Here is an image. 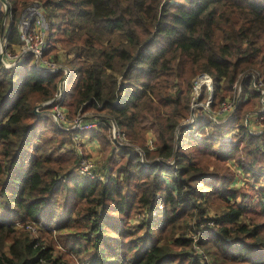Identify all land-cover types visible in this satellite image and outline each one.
Segmentation results:
<instances>
[{"label":"trees","instance_id":"trees-1","mask_svg":"<svg viewBox=\"0 0 264 264\" xmlns=\"http://www.w3.org/2000/svg\"><path fill=\"white\" fill-rule=\"evenodd\" d=\"M7 3L0 41L12 51L23 14L40 7L46 55L55 51L51 58L70 71L63 105L73 115L93 111L83 122L104 123L80 133L109 151L112 120L132 145L120 146L122 160L106 181L76 174L75 132L43 114L56 102L35 112L55 97L64 72L44 75L31 54L10 69L0 60V264H208L203 251L210 264H264V135L242 125L258 101L250 78L247 99L227 122L201 124L199 137L183 126L197 75L213 78L214 107L240 74L264 80V0ZM206 128L218 136H205ZM231 161L263 181L255 200L236 186ZM17 221L33 224L35 234Z\"/></svg>","mask_w":264,"mask_h":264},{"label":"built area","instance_id":"built-area-1","mask_svg":"<svg viewBox=\"0 0 264 264\" xmlns=\"http://www.w3.org/2000/svg\"><path fill=\"white\" fill-rule=\"evenodd\" d=\"M0 4L5 11H9V4L6 2ZM47 24L42 16L41 9L38 4L33 5L28 8L22 16L20 23V40L21 44L17 51L8 50L6 42L3 40L0 42V60L5 68H14L22 60V57L27 54H31L34 57V68L44 75L64 72V79L59 84V88L55 94V97L51 100L46 101L45 106L56 102L54 104L52 111L54 114L53 121L63 130L68 126L67 116L65 115L63 108V100L65 96V83L70 77V71L66 66L60 65V62L55 61L51 57L46 55V50L49 42L46 37ZM25 30V31H24ZM251 80L252 88L258 93V101L256 102V107L254 110L248 112L242 122L249 133L255 136L264 135V80L255 71H248L239 75V79L231 86V92L228 96L218 101L217 106L214 107L215 97H214V80L207 73H201L196 76L193 82V87L191 91V113L189 118L183 123V126H192V131H195L201 123L210 124L212 126L220 125L222 122L225 123L231 117L242 101L247 99L244 94L243 84L249 79ZM99 125V120L92 122H81L79 118H76L73 129L80 136L81 131H92ZM234 127V126H233ZM237 130V125L236 128ZM235 130V132H236ZM235 132H230L232 135ZM190 134V133H189ZM112 138L114 141L121 140L126 141L125 134L119 129V127L113 126ZM112 140V141H113ZM262 146H264V137L262 140ZM127 145H129L127 143ZM150 147L153 148L152 143ZM143 158V155H141ZM141 158V159H142ZM141 162L147 166L145 160L142 159ZM75 173L87 177L90 179L101 178L105 180L103 176H99L97 170H95V163L81 156V161L75 170ZM163 204L160 205L159 210H162ZM158 212V211H157ZM154 215L157 213H153ZM17 228L25 227L32 234H35V226L31 223L23 224L20 221L15 222ZM200 256L208 264L209 258L204 252H200Z\"/></svg>","mask_w":264,"mask_h":264},{"label":"rangeland","instance_id":"rangeland-1","mask_svg":"<svg viewBox=\"0 0 264 264\" xmlns=\"http://www.w3.org/2000/svg\"><path fill=\"white\" fill-rule=\"evenodd\" d=\"M59 54H60V57L65 61L66 59V54H64V50L62 48L59 49ZM55 54V51L54 52H51V54H49L50 56L49 57H53V55ZM72 57V56H71ZM60 65H63L62 63H60ZM64 66V65H63ZM67 68V67H66ZM196 77H194L192 79V83L194 82V79ZM229 95V94H228ZM227 95V96H228ZM190 101L192 99L191 97V92L190 94L188 95ZM46 102H43V104H45ZM256 104H254L253 108L250 110H254L255 107H256ZM39 105V104H38ZM37 105V106H38ZM37 108V111L39 112L40 109L38 107ZM62 110L64 111L65 115L67 116V122H68V126L65 127V129H67L68 131L72 130L73 129V125H74V122L76 120V118H79L81 122H83L84 118L86 116H92L94 113H92L93 111H89L87 113H82V114H77V115H73L70 113V110L65 107L63 105V108ZM248 111V112H250ZM247 112V113H248ZM246 113V114H247ZM44 115H46L47 118L51 119V121H53V118H54V114H53V111L52 109H50L48 112H44L43 113ZM103 116V115H100V117ZM99 117V119H100ZM187 119H185L183 121V123H185ZM54 122V121H53ZM104 124L102 121L99 120V125L98 127H96L94 130H97L101 127H103ZM203 124V123H201ZM204 126H206L207 124H203ZM210 125V124H209ZM113 126H116V123L113 122L112 120L110 121V124L107 125L108 127V136L111 138V141L113 140L112 138V130H113ZM202 125H199L197 128H195V131L193 132V134L195 136H201L202 135V131L200 129ZM212 127V125H210ZM59 127V126H58ZM236 128V125L232 128H230L229 130H225L224 133H223V137H226L227 135L225 134L226 132L227 133H230V132H235V129ZM191 130V129H190ZM189 130V132H191ZM75 132L74 134V137H73V143H72V146H71V149L75 152V156L78 160V165L80 164V161H81V156H84L90 160H92L94 163H95V170H104V171H110V169L112 168V165L113 163H120V161L122 160V158L118 157V154H119V148L120 146H131L132 145V142L127 138L126 136V141H121V140H116V141H112V146H111V149L109 151H105L103 145H101V141L98 140V138L96 137H93L91 133L89 134H85L86 138H88L87 140L89 142H85L82 137H81V134L80 136L77 138V134H79L78 132H76L75 130H72ZM189 134V133H188ZM204 134H206L205 136H209L211 138H216L218 135L217 134H212L211 131H210V128H206V132H204ZM145 140H146V144L150 147V144L152 143V146L154 148V139H155V135L154 133L151 131V130H146L145 131ZM190 135V134H189ZM229 137L231 136L230 134H228ZM47 136H52L50 135V132H48V135ZM38 139V140H37ZM36 140H34V142H38L40 139L37 138ZM218 139V138H217ZM95 142V144L93 142ZM221 141V140H220ZM127 143L129 145H127ZM151 148V147H150ZM151 148V149H153ZM136 149V148H135ZM139 150V148H137ZM114 150H116L118 153H114ZM140 154L143 155L142 151L139 150ZM100 153V154H98ZM142 158V156H141ZM142 160V159H141ZM230 166L233 168V170L236 172V175H237V182H236V186L240 189V190H243L245 192H248L252 195V200L256 199V196H257V192L258 190L260 189V186H263V181H261L259 184H257L255 182V179L252 177V176H248L246 172H244L242 169H240L238 166L235 165V163L233 161L230 162ZM112 170V169H111ZM168 178V176H167ZM105 181H106V178H104ZM248 198H251L250 196L247 195ZM238 201H242V198L241 197H238L237 199ZM247 200V198H246ZM214 212V211H213ZM138 216H134V218H137ZM133 218V219H134ZM56 234H53V237L55 238ZM204 252V251H203ZM205 253V252H204ZM206 254V253H205ZM207 255V254H206ZM208 256V255H207Z\"/></svg>","mask_w":264,"mask_h":264},{"label":"crops","instance_id":"crops-1","mask_svg":"<svg viewBox=\"0 0 264 264\" xmlns=\"http://www.w3.org/2000/svg\"><path fill=\"white\" fill-rule=\"evenodd\" d=\"M0 5H1V4H0ZM1 6H2V5H1ZM5 14H6V11H5ZM7 16H8V12H7V14H6V17H7ZM6 21H7V22H6ZM4 22L9 26L10 23H11V17H9L8 19L5 18V21H4ZM20 23H21V22H20ZM3 40L6 42V44H7V46H8L9 43H8L7 39L3 37V38L1 39V41H3ZM1 41H0V42H1ZM13 48H14L15 51H17V50L19 49V45H17V46L14 45ZM80 134H81V133H80ZM87 134H89V133H87ZM81 137H82V139H83L85 142H89V141L87 140L88 138H86V136H85L84 133L81 134ZM92 142H93V141H92ZM93 143L95 144V142H93ZM98 154H100V153H98ZM106 172H108V171L97 170L98 175H99V176H103V177L106 176V175H104V174H106Z\"/></svg>","mask_w":264,"mask_h":264},{"label":"water","instance_id":"water-1","mask_svg":"<svg viewBox=\"0 0 264 264\" xmlns=\"http://www.w3.org/2000/svg\"><path fill=\"white\" fill-rule=\"evenodd\" d=\"M2 3H4V2H6V0H0ZM6 14H7V11H6ZM25 31V30H24ZM43 106H45V104H43V103H40L38 106H36V107H38V108H40V107H43ZM37 111V108L35 109V112Z\"/></svg>","mask_w":264,"mask_h":264}]
</instances>
